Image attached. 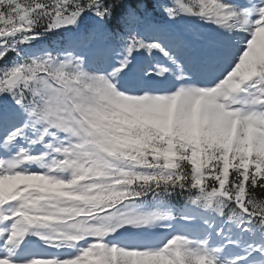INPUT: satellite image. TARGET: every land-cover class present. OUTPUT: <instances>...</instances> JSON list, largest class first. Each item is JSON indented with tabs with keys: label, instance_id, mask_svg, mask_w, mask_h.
<instances>
[{
	"label": "snow or ice",
	"instance_id": "snow-or-ice-1",
	"mask_svg": "<svg viewBox=\"0 0 264 264\" xmlns=\"http://www.w3.org/2000/svg\"><path fill=\"white\" fill-rule=\"evenodd\" d=\"M0 264H264V0H0Z\"/></svg>",
	"mask_w": 264,
	"mask_h": 264
}]
</instances>
